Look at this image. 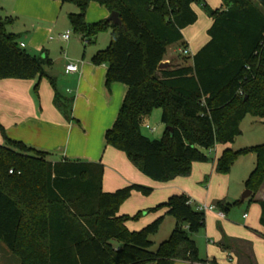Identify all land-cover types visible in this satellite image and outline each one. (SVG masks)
Returning <instances> with one entry per match:
<instances>
[{"label":"trees","instance_id":"16d2710c","mask_svg":"<svg viewBox=\"0 0 264 264\" xmlns=\"http://www.w3.org/2000/svg\"><path fill=\"white\" fill-rule=\"evenodd\" d=\"M79 7L69 15L73 31L86 42L110 30V43L91 62L106 64L105 84L127 86V92L105 142L154 181L188 176L193 163L207 162L208 151L238 135L250 114L264 118V0H61ZM91 2L119 14L121 24L85 20ZM211 19L209 40L192 55V65L159 68L167 48L183 40V30L198 20L194 6ZM10 17L0 15V80L46 78L47 59L26 52L8 31ZM182 46L187 47L185 44ZM58 93L55 95L57 101ZM161 110L165 125L159 139L142 133L146 118ZM172 127V132L168 129ZM0 241L20 264H173L199 260L190 235L205 226V212L184 193L170 195L134 215L119 213L132 192L149 195L152 188L131 183L103 190L102 162L62 159L6 136L0 123ZM254 153L255 166L245 180L255 196L264 183V143L233 150L227 146L212 158L215 170L228 174L241 155ZM12 170V173L10 172ZM260 223L264 227V200ZM234 203L217 202L227 212ZM165 210L176 224L155 250L150 235L164 214L139 230L129 221ZM184 225H188L185 229Z\"/></svg>","mask_w":264,"mask_h":264},{"label":"crops","instance_id":"0c3cea01","mask_svg":"<svg viewBox=\"0 0 264 264\" xmlns=\"http://www.w3.org/2000/svg\"><path fill=\"white\" fill-rule=\"evenodd\" d=\"M216 3L217 5L210 6H221V0H217ZM1 4L7 7L11 15L15 16L18 20L24 19L25 24L23 29L27 33L29 43H33L36 51L43 52L46 50L47 56L50 52L46 49L49 45L45 41L50 32V26L52 24L56 25L60 19H63L67 20L71 27L69 15L79 11V7L76 4L62 2L61 0H1ZM194 9L198 14V20L183 30L184 38L178 42L182 45L185 44L190 50L191 55L186 56L187 58L190 57L189 61L176 62L174 60L176 56L167 52L162 61L164 64L162 68L192 65V55L209 40L207 29L212 21L205 14L206 17H203L199 23V13L195 6ZM109 15L110 12L105 6L91 2L87 8L85 20L88 23H94L106 19ZM10 18L12 17L10 16ZM64 33L59 34L58 38L61 41L67 42L70 55L65 58L59 56L53 57V59L46 58L50 63L47 64L48 68H45V71L55 79V88L51 86L46 78H42L39 81L38 92L36 94L33 88L38 79L0 80V123L5 128L6 136L23 141L38 149L52 152L51 159L53 161L67 158L102 162L105 168L103 177L104 191H114L131 183L144 186H159V184L153 182L151 178L133 166L123 152L107 146L105 142V132L113 125L116 119L125 98L127 86L120 82H112L109 88H107L105 84L107 65H95L91 62V57L97 51H90L87 48H84L82 53L77 49L71 51V46L68 44L71 36L68 40L60 38ZM82 41L89 43L83 39ZM23 43L25 47L28 46L26 42ZM175 44L169 47H173ZM69 62H74L78 65L77 72L67 73L65 71V67ZM56 93L69 101V116L63 115L57 104H55ZM0 143H3L1 132ZM225 147L227 146L221 145L220 150L217 151L214 158ZM193 165V173H195L193 175L195 178L178 177L165 184L167 185L165 186L166 190L161 193L160 197L161 199L164 198L162 200H165L166 197L168 198L172 193L175 194L174 192L188 193L195 201L212 198L208 194L205 196L201 189L195 185L196 180L201 178L202 165H195V163ZM212 168L215 170L213 162ZM132 195L138 201L137 204L131 207L134 211L128 213L121 206L119 213L134 215L139 210L151 207L154 202H158V199L148 202L135 191L132 192ZM225 196V193L221 191L216 198L220 200L225 198ZM255 196V201L264 200V185L260 187ZM218 199L216 202L219 201ZM161 213L164 214L165 210H162ZM157 214L148 215V213H144V216L140 219L129 221L127 226L131 230H139L153 221L157 217ZM255 215L260 223L261 207H255ZM165 217L171 216L166 215ZM242 217L247 220L249 218L248 212H244ZM226 218L227 213L225 212V217L220 219ZM168 223L167 228H164L166 235L163 236L170 235L176 221L173 219ZM261 229L262 231H258V229L253 230L255 233L259 232L262 234L263 238H261L264 240V227L262 226ZM239 235L238 233L235 235L231 233L227 234L223 230L221 233L217 232L216 239L214 240L217 242L222 253L227 255L225 259H218L216 254L213 253L211 255L208 254L205 258L198 256L199 260L196 262L209 261L212 264H260L259 253L254 250L252 242L247 240L251 238L249 237L251 235H241L247 239L237 237ZM207 239L209 240V235H207ZM211 243L214 242L208 241V244ZM196 262L178 259L173 264H195Z\"/></svg>","mask_w":264,"mask_h":264},{"label":"rangeland","instance_id":"374dc122","mask_svg":"<svg viewBox=\"0 0 264 264\" xmlns=\"http://www.w3.org/2000/svg\"><path fill=\"white\" fill-rule=\"evenodd\" d=\"M219 1V0H218ZM209 4L212 6L217 5V0H208ZM1 3V0H0ZM196 10L199 13V23L201 22L203 17H206L204 11L201 9L200 6L195 5ZM7 7H4L3 4L0 5V15L3 17H12V21L7 25V29L10 32L15 33L17 37V41H23L26 42L28 46L24 47L23 49L28 52L29 54L41 58L46 59L47 57L50 59H53V57L59 56L61 58H65L66 56L70 55V51L67 48V42L61 41L58 37L59 34L64 33L66 31L69 32L71 39L69 40L71 51H74L75 49L81 51L84 50V48L88 50H103L105 49L109 43H110V30L102 31L98 33L94 40L90 43H84L78 33L73 31V29L70 27L68 21L60 19L59 22L56 25L50 26V32L47 35L46 43L47 48L50 53L47 51H36L34 48L33 43H29L27 39V33L24 32L23 26L25 24L24 19L18 20L15 16H12L9 12ZM108 18V17H107ZM106 18V19H107ZM53 38V39H50ZM73 48V49H72ZM184 48L181 43L173 45V47H169L167 49V52L169 54H172L176 56L174 59L176 62H185L186 60L189 61V58L186 57V55H183L180 50ZM175 50V51H174ZM168 54V55H169ZM44 68H48V65L46 64ZM55 104H57L58 108L60 109L61 113L65 116H69V101L66 99H63L62 95H58L57 101H55ZM146 125H149L151 128H154V130H149L146 128ZM240 133L236 135L231 142L224 146H229L233 150H239L242 148H247L255 145H259L264 143V118H257L250 114H247L240 122ZM165 129V125L161 121V110L160 109H154L152 113L146 118L144 125L142 126L141 130L142 133L150 138L159 139L162 136V133ZM221 145L219 144L211 151H208L209 160L207 162H201V163H195L202 165L201 170V178L196 180L195 185L198 186L197 188H200L201 191L206 194L211 195L212 198L210 199H203V200H196L197 202H206L209 205H217V195L219 193L224 192L225 198L218 199L219 201L224 200L228 203H234L232 207L226 212L227 218L226 219H220L217 215V211H206L205 212V226L200 229L199 231L195 233H191L190 235L192 238L196 241L197 247H198V256L205 258L208 254L211 255L213 253L216 254V257L219 259L224 260L227 256L226 254L222 253L221 249L218 247L217 242H215L214 239H216V234L221 233L222 230L224 233H231V234H240L237 237L240 238H246L245 236H241L242 234L251 235L246 238L250 242H252L254 250L259 253V260L260 264H264V240L263 235L259 232H254L253 229H258V231H262L261 225L259 223L258 218L256 219L255 215V207L258 206L260 208L259 202L254 199H256V196L250 200L249 198H246V200H242V194L245 192V179H247L248 175L252 171L255 165L256 157L254 153H248L246 155H241L237 158L235 163L232 165L231 170L228 174H221L218 173L216 170H213L212 168V158H214L217 151L220 150ZM194 164V163H193ZM192 170L191 173L188 176H179L181 178H195ZM178 178V177H176ZM174 178V179H176ZM174 179L166 182H159L154 181L159 186H148L151 187L153 190L149 195H142L139 193L142 198L146 199L148 202L153 201L154 199H158V202H154L151 207H154L158 203L165 201L162 200L164 198L161 197V193L165 192V184L173 181ZM152 180V179H151ZM193 183V182H191ZM264 185V183H263ZM262 185V186H263ZM156 186V187H155ZM161 186V187H160ZM175 194L178 192H174ZM180 193V192H179ZM173 194V193H172ZM188 197H190L191 201L196 202L193 197L190 196L188 193H184ZM137 200L134 195L131 194V196L121 205L122 208L126 209L128 213L134 211L132 206L137 204ZM196 202V203H197ZM148 207V208H151ZM121 208V207H120ZM148 208H144L139 211H145ZM162 210L158 212H148V215H152L153 213H158L157 216L160 214ZM248 212L249 218L247 220L243 219L242 215L244 212ZM126 212V213H127ZM137 213V212H136ZM135 213V214H136ZM163 214V213H162ZM132 215V214H128ZM167 214L164 213V218L157 230L156 233L150 235V239L153 242L152 249L154 250L157 245L164 241L165 237L166 239L169 237L165 233L166 226L169 224L168 222H171V220L175 219L172 216L171 217H165ZM142 215L141 217H143ZM156 218V217H155ZM170 220V221H169ZM176 221V220H175ZM259 228H258V227ZM185 229H188V225H184ZM241 228V229H240ZM167 231V230H166ZM211 232V233H210ZM210 233V234H209ZM207 235H209V240L207 239ZM229 236V235H228ZM164 237V238H163ZM262 237V238H261ZM165 239V240H166ZM208 241H213L214 243L208 244ZM0 264H20L19 258L12 254L9 249L6 247V245L0 241Z\"/></svg>","mask_w":264,"mask_h":264},{"label":"built area","instance_id":"2783aa9c","mask_svg":"<svg viewBox=\"0 0 264 264\" xmlns=\"http://www.w3.org/2000/svg\"><path fill=\"white\" fill-rule=\"evenodd\" d=\"M70 37V34L69 32H65L64 34H62L60 36L61 39L63 40H68ZM20 46L21 47H25V44L23 42H20ZM180 52L183 54V55H186V56H189L191 55L190 53V50L187 48V47H184L180 50ZM65 71L67 73H74V72H77L78 71V65L74 62H69L66 67H65ZM146 128L149 129V130H154V128H151L149 125H146ZM214 149V148H213ZM10 172L12 173V170H10ZM193 201H191L192 203ZM194 203V202H193ZM195 208L199 211H217V214L220 218H224L225 217V212L219 210L217 208L216 205H209L207 203H196L195 205ZM246 216V215H245ZM195 264H212L211 262L209 261H203V262H196Z\"/></svg>","mask_w":264,"mask_h":264},{"label":"water","instance_id":"95a60500","mask_svg":"<svg viewBox=\"0 0 264 264\" xmlns=\"http://www.w3.org/2000/svg\"><path fill=\"white\" fill-rule=\"evenodd\" d=\"M108 21L115 23V24H121V20L119 18V14L116 11H112L110 12V15L107 18ZM163 63L161 62L159 64V68L163 67ZM168 129L172 132V127H168ZM252 194V191L250 189H246L245 192L242 194V200H245L246 198L250 197V195Z\"/></svg>","mask_w":264,"mask_h":264}]
</instances>
